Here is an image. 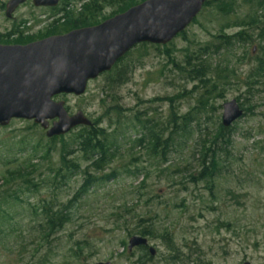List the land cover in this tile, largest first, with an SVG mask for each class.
Returning a JSON list of instances; mask_svg holds the SVG:
<instances>
[{
  "label": "rangeland",
  "instance_id": "rangeland-1",
  "mask_svg": "<svg viewBox=\"0 0 264 264\" xmlns=\"http://www.w3.org/2000/svg\"><path fill=\"white\" fill-rule=\"evenodd\" d=\"M8 1L0 0V44L39 40L63 16L58 11L61 4L51 11L34 8L28 1L6 19ZM86 1L66 4L78 11ZM226 1L228 12H218L217 3L207 0L208 6L169 44L158 46L159 50L148 48L143 58L137 46L129 56L136 67L118 91L121 106L130 115L146 114L156 122L167 123L171 114L180 118L177 124L182 117L188 119L175 131L190 134L183 139L180 133L173 134L174 145L164 160L135 149L131 158L111 164L103 173L90 172L101 176L115 170L117 177L95 183L81 197L76 193L83 174L76 173L67 176L64 185L58 179L60 185L53 186L51 178L37 195L26 192L25 186L12 188L23 194L7 199L4 192L9 187L1 175L23 167L27 153H17L25 146L20 140L43 147L50 139L32 121L13 120L0 128V264H37L40 258L45 264H264V0ZM114 11L104 7L97 21ZM251 17L254 24L243 26ZM61 22L54 24L56 32L63 31ZM242 29L247 37L235 40ZM219 36L231 38L230 45H219ZM194 65L204 67L201 81L191 80L177 68L189 71ZM103 86L100 76L88 84L82 97L61 95L54 101H63L69 114L82 111L91 122L102 120ZM232 100L244 114L226 130L228 146L221 140L212 145L222 106ZM166 127L165 137L173 132V127ZM77 131L62 136L64 142L71 143ZM49 145V159L41 161L38 154L35 161L41 164L33 176L37 185L39 175L51 177L50 170L59 164L62 144L58 140ZM207 148L217 153V165L210 177H201V156ZM69 159L84 169L77 152ZM125 166L134 175L125 173ZM54 195L53 209L65 208L70 221L42 243L36 232L41 217L34 216L31 206ZM139 231L150 234L146 238L155 251L153 257L148 252H128L129 240Z\"/></svg>",
  "mask_w": 264,
  "mask_h": 264
},
{
  "label": "water",
  "instance_id": "water-1",
  "mask_svg": "<svg viewBox=\"0 0 264 264\" xmlns=\"http://www.w3.org/2000/svg\"><path fill=\"white\" fill-rule=\"evenodd\" d=\"M28 1L34 8L53 9L61 0H9L5 18L12 19L18 7ZM205 2L145 0L95 26L26 45H0V128L13 120L32 121L51 139L90 127L92 123L82 111L69 114L65 103L54 98L82 97L89 82L109 72L140 44H169L199 15ZM242 115L234 100L224 103L222 127H230ZM146 244L145 238L134 236L128 250ZM148 250L153 257L154 249Z\"/></svg>",
  "mask_w": 264,
  "mask_h": 264
},
{
  "label": "trees",
  "instance_id": "trees-1",
  "mask_svg": "<svg viewBox=\"0 0 264 264\" xmlns=\"http://www.w3.org/2000/svg\"><path fill=\"white\" fill-rule=\"evenodd\" d=\"M66 1L67 0H61L59 3V5L61 4L63 7L58 11L63 12V16L53 23L50 31L43 35V38L41 39L54 35H61L58 33L65 34L72 30L95 26L108 18L125 12L129 8L136 6L145 0H87L81 5L80 10L78 11L66 4ZM82 1L84 0H80V2ZM214 2L217 3L216 8L218 12L225 13L226 11L228 12V10H230V3L228 1L214 0ZM205 6H208L207 1L203 7ZM104 7L115 8V11L111 17L103 18L98 22L97 20L100 18L101 10ZM55 10V8L51 9V11ZM251 18L253 19V17ZM59 21H62L60 24L61 26L59 27L60 30L63 31L56 32L57 28H55L54 24L58 23ZM234 39L238 41L236 36ZM216 41L221 46H227L230 45L231 38L219 36L216 38ZM31 42L35 41L30 40L28 43ZM28 43H22L18 45H26ZM138 46L139 49L142 50L139 55L140 58H143L146 55V50L148 48L159 50L158 46L150 44H140ZM133 49L118 62H116L109 72L101 75L104 77V86L101 90L104 96L102 95L99 100L100 108L103 112V115L101 116L102 120L92 122L90 127L78 128V131L73 134L72 141L69 144L64 142L62 136L51 138L48 144L43 147L39 143L30 147L24 143L23 139L20 140V142L25 146L21 145L22 147L18 149L17 153H27V158L23 162V167L21 166L17 169L6 170L1 175L2 183L9 187L4 192L5 198L11 199L17 197L18 199L19 194L23 193L20 192V190L17 192L12 191V188H20L21 186H25L26 192L37 195L39 194L42 186L49 184L51 178V183L53 186L60 184L64 185V180H66V177L68 176V178H71V176L75 175L76 173L83 174L82 184L76 193L78 197H81V195L86 194L95 183H108L117 177V172L115 170H112L110 174L101 176L93 175L90 172H95L98 174L111 164L128 160L129 157L131 158L133 156L132 153L135 149H143L147 154L157 157L159 156V158L164 160L167 152L174 145L173 134L180 133L179 136L182 139L186 138V133L187 135L190 134L186 130H180L178 132L175 131L179 128V125L184 127L187 125V117H182L181 121L178 122L179 124H177V120L180 118H176V116L173 114H171L170 120H168L167 123L158 121L156 122L144 116L146 114L130 115L128 110L121 106L118 91L123 85L127 83L130 73L136 67L134 62L129 60V56L132 55ZM201 51L205 55L207 49L203 48ZM198 59L200 58H197L196 60ZM189 60L186 61V63H188ZM171 64L175 65L172 60ZM177 68L179 71L188 74L191 80L196 78L198 81H201L203 76L202 70L204 69L203 66L197 67L194 65L189 71L180 68L179 66ZM102 121L105 122V125H102ZM166 126L173 127V132L169 133L167 137H165V133L167 131ZM217 130L218 133L214 137L215 143H212V145H215L216 141L221 140L225 142V146H228L229 136L226 134L227 129L220 125ZM58 140L62 144L58 167L56 169L50 170L51 177L39 175L37 180L41 179V183L37 185L33 178V176L39 172L41 165L35 162L37 160V155L40 154L39 159H41V161H47L51 153L49 144H52ZM72 146H75V150H69V147ZM24 147H29V150L27 151ZM227 151L228 150H226V152ZM75 152L80 155V162L85 164V167L82 171L80 169L81 164L69 159V156ZM208 153H210V157L208 158L209 164L207 168L205 167V162ZM202 155L203 156L201 157H203V162L200 176L210 177L211 172L217 165L214 159L216 158L217 153L212 148H207L204 150ZM8 163H10V161L5 162L4 164L7 165ZM127 164L130 165L129 162ZM124 169V172L129 176L134 175V172L130 170L129 166H125ZM29 179L32 181L30 182ZM58 179L59 181L61 180L60 184L57 183L58 181H56ZM17 180L23 181L22 184H15ZM55 198L56 196L54 195L48 201L40 200L38 206H31L34 216L41 217V222L38 224V230L36 232L39 235L40 241L42 243L46 241L49 235L70 221V216L65 208L56 210L53 209L52 205ZM1 230L2 229L0 228V237L2 234ZM138 235L141 237H148L150 234L146 231H139ZM169 249L171 250V247ZM35 252L37 253L38 251ZM32 257H34V254ZM174 260L177 259L174 258ZM45 263L46 261L43 258H40L37 264Z\"/></svg>",
  "mask_w": 264,
  "mask_h": 264
},
{
  "label": "flooded vegetation",
  "instance_id": "flooded-vegetation-1",
  "mask_svg": "<svg viewBox=\"0 0 264 264\" xmlns=\"http://www.w3.org/2000/svg\"><path fill=\"white\" fill-rule=\"evenodd\" d=\"M4 12H5V8H4ZM5 16V15H4ZM256 20L254 19H251V20H249L247 23H244V24H242L243 26L244 25H246V27L248 26V27H250L251 25H253L254 24V22H255ZM238 27H242L241 25H239ZM245 29H242V31H240L237 35H236V37H237V39L238 40H240V39H243V38H246L247 36H246V34H245ZM0 45H5V44H0ZM236 102V101H235ZM237 103V102H236ZM237 105H238V103H237ZM239 106V105H238ZM239 108H240V106H239ZM241 109V108H240ZM242 110V109H241ZM242 112H243V110H242ZM243 114H244V112H243ZM243 116V115H242ZM238 121V120H237ZM235 123V122H234ZM233 123V124H234ZM232 124V125H233ZM231 125V126H232ZM230 126V127H231ZM224 128V127H223ZM229 128V127H228ZM228 128H225V129H228ZM139 237H141V236H139ZM142 238H145L146 239V241H147V244L145 245V246H139V247H135V248H133L132 250H128V252L130 253V252H133L134 250L135 251H141L142 253H149V248H150V246H149V244H148V239L146 238V237H142Z\"/></svg>",
  "mask_w": 264,
  "mask_h": 264
}]
</instances>
